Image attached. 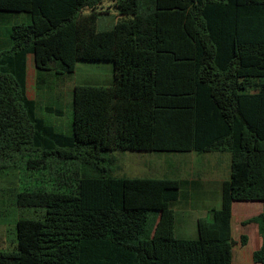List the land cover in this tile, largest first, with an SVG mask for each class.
I'll return each mask as SVG.
<instances>
[{
    "label": "trees",
    "instance_id": "1",
    "mask_svg": "<svg viewBox=\"0 0 264 264\" xmlns=\"http://www.w3.org/2000/svg\"><path fill=\"white\" fill-rule=\"evenodd\" d=\"M105 2L117 20L97 29ZM0 15L11 18L0 43V115H11L0 162L29 154L28 169L57 159L83 170L72 191L15 193L17 208L41 216L16 220L0 264H231L234 202L263 205L243 225H258L252 260L264 264V0H0ZM28 55L36 88L78 62L111 64L109 86H73L70 135L27 98ZM112 150L230 155L220 206L197 219L195 239L174 234L179 180L112 178Z\"/></svg>",
    "mask_w": 264,
    "mask_h": 264
},
{
    "label": "rangeland",
    "instance_id": "2",
    "mask_svg": "<svg viewBox=\"0 0 264 264\" xmlns=\"http://www.w3.org/2000/svg\"><path fill=\"white\" fill-rule=\"evenodd\" d=\"M109 3L101 6L97 19V29L111 27L117 20V14L109 8ZM16 22L15 19H13ZM3 31L8 24L1 23ZM6 28V29H5ZM8 28V29H7ZM1 32V31H0ZM2 34L0 33V36ZM112 84V68L109 63L78 62L74 73L69 77L44 76V83L36 88L34 77L28 76L27 95L37 105V116L43 118L58 132L71 134L72 88L74 85L109 86ZM50 109L51 112H47ZM3 114V113H2ZM0 115V131L11 122L10 113ZM202 158L194 153L171 152H133L108 151L106 165L112 178H172L181 180L193 174L201 173L206 178H213L218 173L228 174L230 156L228 153H205ZM36 155L10 154L0 162V251L11 250L15 246V222L21 218L37 219L41 212L32 209H19L15 206V193L21 190L59 189L72 191L76 180L83 174L76 162L49 160L45 169H28L26 162ZM204 159V160H202ZM191 170V171H190ZM219 171V172H218ZM85 175V174H84ZM157 216L149 214L145 225L148 238ZM236 253V251H234Z\"/></svg>",
    "mask_w": 264,
    "mask_h": 264
},
{
    "label": "crops",
    "instance_id": "3",
    "mask_svg": "<svg viewBox=\"0 0 264 264\" xmlns=\"http://www.w3.org/2000/svg\"><path fill=\"white\" fill-rule=\"evenodd\" d=\"M10 19L11 18L8 16L0 15L1 23H6ZM0 31L2 34L0 36L1 43V40L6 38L4 34L7 30L3 31V29L0 27ZM25 74L26 96L28 99L34 101L33 98H30L27 95L28 76L31 75L34 77L35 85L37 78V73L35 72L33 58L31 55H28L25 60ZM189 153H194L200 158H202V154H205L195 152ZM191 173L192 175L189 174V176L186 178L179 180L180 185L178 197L170 204V208L174 212L175 216L174 234L178 239L192 240L197 237V219L208 218L209 211L220 206V187L222 182L229 178V173L222 175L218 173L213 178H206V175H202L198 172L193 174V170ZM262 211L263 205L260 202H234L232 204L230 229L231 238L235 245L232 248L231 264H256L252 260V254L254 251L258 250L261 245V237L259 235L258 225L255 223L243 225V223L249 219L257 217L262 213ZM241 235L245 236L246 238V243L244 245L239 243V237ZM234 251H236V253H234Z\"/></svg>",
    "mask_w": 264,
    "mask_h": 264
}]
</instances>
